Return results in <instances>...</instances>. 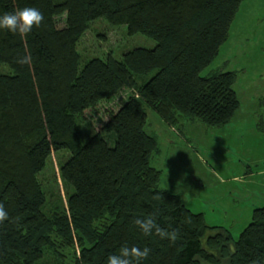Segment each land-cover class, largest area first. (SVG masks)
<instances>
[{"label":"trees","instance_id":"1","mask_svg":"<svg viewBox=\"0 0 264 264\" xmlns=\"http://www.w3.org/2000/svg\"><path fill=\"white\" fill-rule=\"evenodd\" d=\"M242 1L0 0V15L33 7L44 17L25 36L0 29V203L8 213L0 264H107L125 246L151 249L141 264H264V205L237 238L212 234L202 213L160 187L150 162L159 143L145 130L146 108L169 126L231 120L236 73L201 71L229 37ZM98 18L155 46L83 59L78 42ZM25 56L29 63H17ZM122 89L130 94L89 129L87 113ZM61 150L67 192L64 206L53 207L38 174ZM154 213L161 228L177 230L175 244L134 224Z\"/></svg>","mask_w":264,"mask_h":264},{"label":"rangeland","instance_id":"2","mask_svg":"<svg viewBox=\"0 0 264 264\" xmlns=\"http://www.w3.org/2000/svg\"><path fill=\"white\" fill-rule=\"evenodd\" d=\"M64 19L65 15L57 17L58 24L64 25ZM154 46L148 36L129 35L125 24L111 25L98 18L77 49L83 59L108 54L119 58L133 48ZM214 70L236 73L233 88L239 108L227 124L185 120L169 126L146 108L145 130L159 143L160 152L150 162L160 170V187L179 195L191 211L202 213L205 223L214 227L212 234L237 238L253 209L264 205V0L241 2L229 37L201 75ZM128 94V89H122L101 102L95 112H88L91 127H87L98 129L108 118L107 110L118 108ZM67 156L63 150L53 153L38 174L53 207L65 203L67 188L60 178V165ZM53 260L47 264H54ZM220 260L227 262V258Z\"/></svg>","mask_w":264,"mask_h":264},{"label":"clouds","instance_id":"3","mask_svg":"<svg viewBox=\"0 0 264 264\" xmlns=\"http://www.w3.org/2000/svg\"><path fill=\"white\" fill-rule=\"evenodd\" d=\"M43 14L36 8L25 7L11 13H3L0 15V29L7 30L13 34L25 36L30 33L33 27H39L43 22ZM29 57L25 56L17 59L19 64L29 63ZM156 214L149 215L145 218H137L134 224L142 231L145 236L152 235L153 232L160 239H168L171 244H175L178 239L177 230L168 231L161 228L156 221ZM8 219L4 205L0 203V222ZM151 252V249L145 247H122L119 255H111L108 257L107 264H141V261L146 259Z\"/></svg>","mask_w":264,"mask_h":264}]
</instances>
